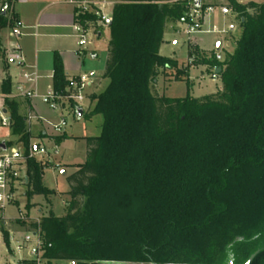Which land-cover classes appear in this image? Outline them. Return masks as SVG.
<instances>
[{
    "label": "trees",
    "instance_id": "1",
    "mask_svg": "<svg viewBox=\"0 0 264 264\" xmlns=\"http://www.w3.org/2000/svg\"><path fill=\"white\" fill-rule=\"evenodd\" d=\"M228 1L241 27L236 48L223 61L193 49L196 60L186 68L160 47L169 23L189 22V0L114 4L102 74L108 83L89 95L86 115L102 117L100 135L85 137L86 161L67 176L65 215L49 209L27 223L39 230L44 256L82 264H244L260 250L251 264H264V2ZM91 8L76 6L74 23L97 32L101 15ZM15 18L0 14V31ZM198 63L222 68L219 91L183 98L154 91L161 73H185ZM79 78L67 75L55 51L53 91L76 94L71 82ZM12 91L11 78L2 79L17 136L6 145L27 153L32 110L22 113ZM47 167L46 158L26 161L27 211L35 195L51 204ZM0 232L10 249L2 215Z\"/></svg>",
    "mask_w": 264,
    "mask_h": 264
},
{
    "label": "rangeland",
    "instance_id": "2",
    "mask_svg": "<svg viewBox=\"0 0 264 264\" xmlns=\"http://www.w3.org/2000/svg\"><path fill=\"white\" fill-rule=\"evenodd\" d=\"M204 1V0H203ZM205 1H219V0H205ZM248 1V0H243ZM258 2H264V0H257ZM105 12L102 15L111 16L112 7L111 4H105ZM207 27V25H206ZM205 27V28H206ZM102 35L100 37L97 36V32L95 33L94 30L91 28L87 35H86V44L83 48H88L87 59L84 63L83 71H86L87 74L95 71H102L105 68L106 60H107V53H108V43H109V27L102 26L101 27ZM7 35H10L11 44H16L19 40V37H14L11 35V29L6 31ZM241 34V27L234 31V36L228 37L229 44L231 45L230 48L232 52L236 48V40L240 37ZM222 35L212 34V33H197L194 35H188L186 32V23H177L172 24L169 23L166 26V30L164 33V42L160 47V54L167 57H172L178 60L180 68H186L188 64V54H189V46L193 42H198L202 48L210 49L213 47V43L216 42L218 39L221 38ZM78 38V37H77ZM178 42V44H176ZM91 50H95L98 56L96 59L91 60L92 52ZM215 52V50H213ZM1 68V66H0ZM186 71V70H185ZM182 72V71H181ZM177 73V71H167L163 72L159 75L155 85L154 91L158 93V95L170 97V98H183L187 95L192 97H203L213 92H217L222 88V81L218 77L219 74H216L215 71L211 68L205 67L204 64H195L190 65L188 67V71L185 73ZM215 77V78H214ZM219 78V79H216ZM50 80L43 79L42 85L44 87L48 86ZM108 80L105 79L101 82L99 79H94L92 86L86 85L84 89H82V94L84 96L83 100L78 103L77 105L82 106L84 110L87 109L89 105V99L87 95L91 93H98L102 91L105 86L107 85ZM48 92V90H47ZM46 92V93H47ZM0 92V96H1ZM4 104L3 102H1ZM41 104V103H40ZM44 114V120L48 121L49 124H58L63 119L67 122V125L62 130L63 133L66 134L65 136L52 138L48 136L50 139H35L31 140L32 143H42L43 146L47 149L50 154V151L53 152L58 145V152L57 154L52 153L51 156H56L60 158L61 155H65L68 157L70 161L73 163H84L86 160V142L82 141V137L86 135H100L101 132V124H102V117L100 115H95L91 120L87 119L84 115L82 118H78L76 113L75 106H71L70 103L67 101L65 107H59L57 109H51L48 105L42 103L41 104ZM35 120H33V136H37L39 133L47 134L46 127L43 126L40 129L39 126L36 127ZM7 128V129H5ZM54 136V135H53ZM79 137V138H77ZM52 138V139H51ZM55 139V140H54ZM65 139V140H64ZM17 140V136L12 133L10 127H0V142L2 141H12L15 142ZM64 140V141H63ZM63 141V142H62ZM62 142V143H61ZM61 143V144H60ZM18 145L19 144H15ZM46 158V156H45ZM55 158V157H54ZM47 159V158H46ZM51 163V164H50ZM56 159L52 161L48 160V167L54 168L55 170H47L46 177H45V184L48 187H52L59 191H54V194L50 196L51 204L49 205L47 200L44 199L42 195H35L31 203L33 207L31 210L27 211L25 209V205L27 203L26 198V190L27 185L23 180L18 183V188L16 190V194L14 199L8 204L5 208V223L6 230L9 229H16L21 232L28 231L27 223L40 220L41 217L48 213L49 209H52L56 216H63L66 212V205L64 200L66 197L64 196L68 189V182L65 176L61 173L60 170L57 169ZM51 165V166H50ZM73 167H70L67 171L68 173L71 171ZM57 169V170H56ZM61 191V192H60ZM38 208H42V212H38ZM3 216V214H2ZM21 221H26V225L21 224ZM13 229V230H14ZM10 232V231H9ZM75 231L70 233V236H75ZM10 235V234H9ZM16 236V235H15ZM2 245H4L3 251L0 252V257H9L11 246L13 243L10 239V249L7 247L3 235L1 233ZM19 238V237H18ZM9 252V253H8ZM11 264H13V259H9ZM4 261V260H3ZM229 264V262H228Z\"/></svg>",
    "mask_w": 264,
    "mask_h": 264
},
{
    "label": "crops",
    "instance_id": "3",
    "mask_svg": "<svg viewBox=\"0 0 264 264\" xmlns=\"http://www.w3.org/2000/svg\"><path fill=\"white\" fill-rule=\"evenodd\" d=\"M85 1L90 2V4L93 5L95 8H97L101 13H106L104 9L105 4H111V7L113 9V6L115 3L134 1V0H85ZM142 1H149V0H142ZM153 1L173 2L177 0H153ZM200 1L202 4L206 6L219 7L223 5H229L228 0H219V1L200 0ZM237 1L242 4H245L251 0H248V1L237 0ZM253 1L258 2L257 0H253ZM258 3H261V2H258ZM5 6H6V12L5 14H2V10ZM76 6L77 4L74 2V0H0V14L1 15L7 14L8 16L15 14L16 16L15 19L20 20L24 25L23 34L19 37V40L17 41V43L20 45L21 51L24 55L25 65L28 67H35L39 71L40 79L37 84V89L40 94H46L47 90L49 91L50 89H52L53 56H54L55 51H58L60 53L62 60L64 62L66 73L69 77L87 74V72L83 71V69H84V63H85V60L87 59V53L89 49L86 47L83 48V46L78 45L79 39L77 38V35L73 29L74 9ZM225 22H237V21H236L235 16H226V17L222 16L219 10H217L215 14L207 17V19L205 20L206 25H211L213 23L223 25L225 24ZM100 26L102 27L104 25L100 24ZM10 29H11L10 27H7L0 31V66H1L0 68V88H1V80L9 76L11 78V81L13 84V91H14V85L18 81L21 80L20 74H21L22 69L13 60L9 59V56H8L10 50L12 49L14 45L13 43L11 44V41L9 38L10 35L6 34V31ZM237 29H240V26H238ZM101 35H102L101 28H99V30L97 31V36L100 37ZM109 35H110V31H109ZM232 36H234V32H231L228 35L221 36V38L217 40L218 42H220L221 53L224 56L226 53H232V50L230 48L231 45L229 44V40L227 39L228 37H232ZM109 40H110V37H109ZM176 44H178V42H176ZM193 49L194 50L199 49L205 55H211L212 53H214L213 50H215V42L213 43V47L210 49L202 48L198 42H193L189 46V52ZM91 52H92L91 60L96 59V57L98 56L96 51L91 50ZM107 56H108V53H107ZM104 69L98 72L97 70L95 71L94 69H91L94 72L87 74L92 77V82L90 86H92V83L95 78L99 79L101 82L104 81V79L102 78ZM43 79L50 80V83H48V86L44 87L42 85ZM216 79H219V78H216ZM13 91H12V94H13ZM89 95H87L88 99H89ZM2 96L4 95L2 94ZM16 99L21 104L20 110L22 113L30 114V111L32 110L31 114L33 115V118L30 121H28L31 133L33 132L32 129L34 126L33 120H35L36 124L35 123L34 124L36 125V127L39 126L40 129H42L44 126L47 129V134H45V132L42 134L39 133L36 137L32 135V139L33 138L35 139L38 138V139H43V140L50 139L48 138V136L52 138L65 136L66 138L65 133L55 132L52 129L51 124H49L48 121L44 120L45 111H43L42 109L41 104L43 102L40 99L38 98L27 99V98H22V97H17ZM1 102L2 101L0 100V103ZM3 103H4V100H3ZM90 108H91V103L89 99V105L87 109L84 110L82 108L83 109L82 117H84V115L85 116L87 115ZM92 118H87V119L91 120ZM88 136H96V135H86L82 137L83 139L82 141H85V137H88ZM39 144L43 145L42 143H39ZM56 147H57L56 148L57 150L58 145H56ZM52 153L57 154L54 151L53 152L50 151L49 156L46 158L50 161H52L53 159H56V163H58L57 169L61 171V173L65 176L67 180V176L73 173L76 170V166L79 164L73 163V161H70V159H68V157H65V155H61L60 158H57L56 156H53V155L51 156ZM86 157H87V149H86ZM80 164H83V163H80ZM70 167H73V168L68 173L67 170ZM47 170H55V169L48 167ZM47 170L44 171V175H43L44 184H45V177H46ZM48 188L51 190L59 191L52 187H48ZM69 190H70V187L68 184V189L66 191H63V193H65L64 196L66 197V199L64 200L65 205L68 200L67 192ZM42 211H43L42 208H38V212H42ZM3 218L5 219V213H3ZM5 223H7V220ZM13 229H9L10 236L12 238L13 237L21 238L23 235V232L18 231L16 229L13 230ZM1 243L2 241H0V252L3 251L4 249V245H2ZM1 259L6 262L9 261V257L7 258L1 257Z\"/></svg>",
    "mask_w": 264,
    "mask_h": 264
},
{
    "label": "built area",
    "instance_id": "4",
    "mask_svg": "<svg viewBox=\"0 0 264 264\" xmlns=\"http://www.w3.org/2000/svg\"><path fill=\"white\" fill-rule=\"evenodd\" d=\"M195 0H189L190 8L187 13L189 22L186 23V32L188 35H194L197 33H212L218 35H228L231 32L237 30L239 24V17L229 5L223 6H206L196 7L194 4ZM77 6H80L83 10L92 9L91 4L85 0H74ZM222 14V16H235L237 22H225L220 25L213 23L211 25L205 24V20L210 15L216 13V11ZM101 15L100 24L109 26L112 21V17L108 15ZM23 23L20 20H16L14 25L11 27V35L14 37H20L23 34ZM206 27V28H205ZM73 29L78 37V45L84 46L86 44V35L91 29L84 28L79 23L73 24ZM9 59L13 60L22 71L20 74L21 80L14 85L13 94L10 97H22L27 99H40L44 104L48 105L51 109H57L62 107V103L69 102L70 99L74 100L77 104L80 103L84 96L82 89L86 85H90L92 77L90 75H80L78 81H72L71 85L77 89V93H71L70 95H59L56 94L53 89H50L46 94H40L37 89V84L40 79V74L37 68L28 67L25 65L24 55L21 51L18 43L14 44L9 52ZM210 56V55H208ZM214 56L217 60L223 61L225 56L221 53L220 42H215ZM196 60V56L192 55L188 57V64H193ZM5 96H0V100L3 102ZM5 109L4 104L0 103V127H9L10 118L9 115L3 110ZM33 118L32 114L29 115L28 121ZM67 125V122L63 119L58 124H51L52 129L59 133ZM54 152L57 153L56 148ZM49 156L47 149L40 144L31 143L27 153L19 145L7 146L5 150H0V215L5 211L8 204L14 199L18 183L23 180L26 182V161L28 158H44ZM38 221V220H37ZM0 232V239H1ZM11 238L13 245L11 246L9 259H13V264H82L76 260H57L49 259L44 256L43 251V240L41 238L38 229H30L23 233L21 238ZM0 264H11V261H3L0 257Z\"/></svg>",
    "mask_w": 264,
    "mask_h": 264
},
{
    "label": "water",
    "instance_id": "5",
    "mask_svg": "<svg viewBox=\"0 0 264 264\" xmlns=\"http://www.w3.org/2000/svg\"><path fill=\"white\" fill-rule=\"evenodd\" d=\"M194 4H195L196 7H200L201 6V1L200 0H195L194 1ZM5 12H6V6L2 10V14H5ZM221 69H222L221 67H218L215 70V73L216 74H219V72L221 71ZM75 109H76V113L78 115V118H81L82 117V113H83L82 106L77 105L75 107ZM3 111L6 112V109H4ZM5 149H6V142H4V141L0 142V150H5ZM259 251L260 250H256L253 254H251L250 257L248 258V260L244 264H251L252 260L259 253ZM229 264H233V262L230 261Z\"/></svg>",
    "mask_w": 264,
    "mask_h": 264
}]
</instances>
